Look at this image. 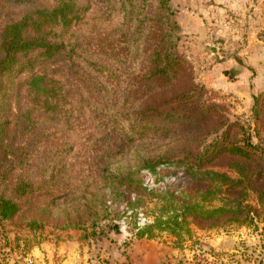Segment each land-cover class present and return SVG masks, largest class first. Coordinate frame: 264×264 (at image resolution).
Instances as JSON below:
<instances>
[{
  "label": "trees",
  "instance_id": "obj_1",
  "mask_svg": "<svg viewBox=\"0 0 264 264\" xmlns=\"http://www.w3.org/2000/svg\"><path fill=\"white\" fill-rule=\"evenodd\" d=\"M109 28L118 32L123 58L132 69L137 68L128 106L119 94L112 93L94 106L98 116L111 121L117 131L119 152L108 155L103 166L89 158L80 161L71 151L82 145L71 134L70 141L59 145H64L70 158L60 153L48 161L37 155L25 157L39 170L46 169L47 175L46 170L33 179L19 174L11 182L19 197L0 191V221L31 211L30 223H35L38 207L32 199L36 195L44 201L62 200L59 204L73 214L66 215L67 225H85L86 221L94 225L99 216H106L105 202L111 195H124L129 203L132 192H145L134 172L164 164L181 166L193 179V187L177 212L167 211L165 219L156 218L139 228L138 235H145L153 226L175 235L183 229L189 234V219L200 227L215 228L264 218V92L253 96L252 121L247 127L228 124L224 135L202 141L203 133H216L226 124L222 118L213 123L211 117L219 112L202 103L198 112L203 114V125L195 131L198 138L183 143L172 138L179 131L180 123L172 125L177 118L193 120L191 114L179 110L200 94V88L193 81L190 65L174 46L172 37L178 25L172 19L169 0H0V148L9 137L12 117L22 132L38 122L61 120L75 130L73 116L95 118L83 90L73 84L66 88L55 77L62 67L52 64L63 61L70 74L86 69L85 61L93 54L85 48L83 38ZM67 105L69 109L62 108ZM233 128L240 130L238 139L230 136ZM253 132L259 143L253 142ZM124 153L132 162L126 168L120 165ZM3 158L15 160L20 167L24 163L21 154H4ZM225 160L226 170L214 168ZM54 187V192L48 191Z\"/></svg>",
  "mask_w": 264,
  "mask_h": 264
},
{
  "label": "rangeland",
  "instance_id": "obj_2",
  "mask_svg": "<svg viewBox=\"0 0 264 264\" xmlns=\"http://www.w3.org/2000/svg\"><path fill=\"white\" fill-rule=\"evenodd\" d=\"M169 5L172 19L178 25L172 37L174 46L190 65L193 81L200 88V94L179 110L191 114L193 120L180 121L177 118L172 125L180 123L179 131L172 138L182 139L181 143L188 138H198L199 133L195 131L203 125V114L198 112L202 103L215 107L219 112L212 109L215 112L211 117L213 123L226 119L225 126L216 133H203L200 136L202 141L208 143L224 135L228 124L247 127L252 121L253 96L264 92V0H169ZM112 29L83 38L85 48L93 54L85 61L86 69L80 68L77 74H70L63 61L57 60L52 64L54 68L62 67L55 77L66 88L73 84L74 88L83 90L95 118L89 120L73 116L75 130L69 129L61 120L56 123L38 122L27 132H22L15 119L11 118L9 137L0 148V191L3 190L5 196L19 197L11 185L19 174L25 179H33L46 170H39L34 162L26 161L25 157L37 155L48 161L60 153L70 158L71 155L63 149L64 145H59L70 141L71 134L82 145L76 152L71 151L74 155L78 154L80 161L89 158L96 166H103L108 155L119 152L121 141L117 131L111 121L98 116L99 109L94 106L100 104L102 96L108 93L112 96L119 94L124 106H128L132 99V77L137 68L132 69V65L123 58L118 32ZM113 98L110 100H115ZM62 108L69 109V106ZM252 134L253 142L259 143L258 136H254V132ZM230 136L238 139L240 130L233 128ZM17 147L19 149L15 153L10 151ZM4 154H21L24 156L23 166L20 167L15 160L14 163L2 160ZM124 156L120 165L126 168L132 162ZM227 164L228 160L219 161L214 168L226 170ZM137 176L145 192L141 195L132 192L129 203L124 195H111L105 202L108 206L106 216H99L94 225L91 221L80 226L67 225L66 215L73 214L59 204L62 200L44 201L35 195L32 199L38 207L35 223H30L33 218L31 211L0 221V252L6 257L0 264H12L25 256L43 263L39 260L43 255L37 251L38 247L43 244L55 247L74 237L80 243L81 255L87 254L83 258H87L89 264H126L133 262L135 257L139 260L142 258L139 244L144 242L168 243L167 246L176 248L174 256H166L162 260L167 264H196L202 261V264H264V218L252 224L233 223L215 228L200 227L189 219V234L183 229L180 235H175L153 226L145 235H138L139 228L152 224L156 218L165 219L167 211L177 212L194 181L177 164L138 170L134 172V177ZM54 190L55 187L48 191ZM21 201L25 204L24 198ZM7 247H10V252L5 249ZM134 249L139 254L130 257ZM46 252L44 248L42 253ZM147 262H152L151 257Z\"/></svg>",
  "mask_w": 264,
  "mask_h": 264
},
{
  "label": "crops",
  "instance_id": "obj_3",
  "mask_svg": "<svg viewBox=\"0 0 264 264\" xmlns=\"http://www.w3.org/2000/svg\"><path fill=\"white\" fill-rule=\"evenodd\" d=\"M79 244H80L79 241L75 237L64 240L55 247L54 246L51 247V245L48 244H43L41 247L37 248V251L39 250V252L43 255L39 257V260L42 261L44 264L45 263L46 264H89L87 258L86 259L83 258V256L86 257L87 254L85 253L84 255H81L83 252H81L80 249L78 248ZM139 245H141V247L139 248L140 251L139 253L142 258L137 260L138 258L135 257L133 262L126 264H167L164 263L162 260L166 256L167 257L174 256V254H176L175 251L177 250L176 248L174 249L171 248L170 246H167L168 243L158 244L152 242L151 244L150 242H144ZM44 248L47 251L46 254L42 253V250ZM5 249L7 250V252H10L11 250L10 247H7ZM139 253L138 250L134 249L131 252L130 257H132V254L133 256H137ZM8 254L12 255L11 253ZM149 257H151L152 259L151 263L147 262ZM44 258L47 259V261H45ZM14 263L15 261L12 262V264ZM102 264H109V263L103 262ZM111 264H117V263L114 262Z\"/></svg>",
  "mask_w": 264,
  "mask_h": 264
},
{
  "label": "built area",
  "instance_id": "obj_4",
  "mask_svg": "<svg viewBox=\"0 0 264 264\" xmlns=\"http://www.w3.org/2000/svg\"><path fill=\"white\" fill-rule=\"evenodd\" d=\"M0 251H1V250H0ZM3 255H4V253H1V252H0V262H1V260L6 259V257H4ZM202 263H203V261L200 262V263H196V264H202ZM22 264H43V263L38 262L37 260H35V259H34L33 257H31V256H25L24 259H23V263H22Z\"/></svg>",
  "mask_w": 264,
  "mask_h": 264
},
{
  "label": "water",
  "instance_id": "obj_5",
  "mask_svg": "<svg viewBox=\"0 0 264 264\" xmlns=\"http://www.w3.org/2000/svg\"><path fill=\"white\" fill-rule=\"evenodd\" d=\"M23 257H20L19 259H18V261L17 262H15L14 264H22L23 263Z\"/></svg>",
  "mask_w": 264,
  "mask_h": 264
}]
</instances>
